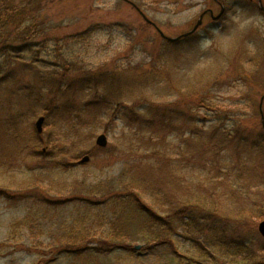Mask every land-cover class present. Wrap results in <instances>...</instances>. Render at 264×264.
Masks as SVG:
<instances>
[{
	"label": "rangeland",
	"instance_id": "rangeland-1",
	"mask_svg": "<svg viewBox=\"0 0 264 264\" xmlns=\"http://www.w3.org/2000/svg\"><path fill=\"white\" fill-rule=\"evenodd\" d=\"M135 1L146 17L156 23L167 37H178L190 32L206 7L212 8L215 14L220 12L219 5L213 0ZM227 3L228 10L221 24L209 27L210 17H207L206 26L201 27L196 34L197 39L190 45L181 46V50L170 58V64L164 68L160 65L152 78L147 76L152 85L140 90L144 97H149L154 103L171 101L185 106L193 105L195 97L189 96L192 88H198L205 80L212 83V79H215L210 88L216 93L203 89L202 95L208 96L224 112L225 117H239L237 120L226 119L224 127L228 130L236 127L249 139L252 137L254 140L259 136L264 138L259 110L264 95V11L258 0H228ZM3 8L13 14L15 20L23 22L21 27L15 23L4 31V39L6 35L15 37L23 31H29L32 35L28 41L31 47L23 53L13 54L11 65L0 74L1 78L7 71L16 68L15 83L8 82L0 86V264H43L41 259L48 258L41 254L46 250L44 245L52 241V244L55 243L62 235L67 236V231L60 230L65 229V220L80 217L77 215L80 209L83 212L81 205L60 208L50 206L47 201H63L70 196L81 195V185L84 183L102 181L107 185L105 193L112 191L120 174L130 180L137 171L141 172L135 169V160L130 161L132 152L136 150L139 157L142 155L147 158L143 159L142 164H149L152 161H149L151 158L145 152L151 153V150L145 147L150 145L154 148L155 143L151 145L138 139L130 140L127 151L119 153L124 139H132L136 129L128 127L121 119L115 120L113 128L106 114L91 125L87 122L77 132L62 121L65 118H50L39 135L41 144L23 151L22 146L26 144L21 142L20 131L26 129L28 133L36 132L35 124L39 117L45 116V111L43 108H32L29 102L22 105L21 99L28 92L16 89L31 83L36 70L54 72L53 66L57 62L55 51L95 71L126 69V72L120 71L123 73L121 75L129 80H138L137 74L149 68L148 54L151 51L159 52L165 42L156 28L123 0H0V9ZM90 27H101V30L84 41L73 37ZM6 61V55L1 54L0 64L5 65ZM44 61H50L52 65ZM21 63H35V66L32 71H23L17 69ZM17 92L22 94L21 99H18L20 94ZM139 95L140 91L131 86V89L124 91L123 103L129 107L138 106ZM93 97L90 92L79 93L78 102L89 101ZM21 114L23 119L19 121ZM13 123L20 128L19 131L9 129L8 126ZM101 134L108 138L105 150H100L96 144ZM147 135L149 137L151 132H147ZM158 138L156 148L162 155L177 160V166L172 169L179 181L171 189L163 185L164 189L168 188V192L163 195L154 193L151 185L152 188H147L144 196L146 204L156 205L164 214L165 205L162 204L167 200V195L175 202L196 201L200 198L208 204L217 205L224 216L235 214L240 209H252L254 204L259 205L260 194L252 187L257 181L249 182L247 174H251L252 169H257L258 174L257 165L264 164V154L260 151L251 146L248 149L252 151L235 145L224 150L216 147L211 154L209 147L196 137L191 138L193 141L188 147L187 142H183V139L189 138L188 134L183 138V135L167 133L157 135ZM53 150L56 155L52 157ZM261 150L264 151V147ZM86 155L91 156L90 162L78 165V160ZM68 163L72 167H68ZM163 171L157 172L153 179L157 182L158 178H162V182L168 185L171 171ZM248 187L252 190L244 191ZM5 194L26 196L9 200ZM247 196L249 199L245 201ZM31 212L42 213L46 217L45 221L40 222L33 231L24 229L15 233L12 224ZM96 218L80 224L78 229L81 227L82 232L93 229L92 237L109 232L108 225L95 226ZM249 218L254 226L255 238L251 237L248 241H253L251 246L258 251L261 259L264 258V250L261 249L264 239L258 235V226L264 219ZM107 219H112L111 215L104 218L103 222ZM39 232L42 234L39 235ZM16 238H21V242L11 240ZM133 244L135 248L139 244L143 245L141 242ZM184 245L187 247L182 239L180 247ZM135 251V256H122L128 258L126 264H175L171 263L170 256L165 252L152 255L137 249ZM224 259L225 264L232 262L228 257ZM111 264L118 263L112 261Z\"/></svg>",
	"mask_w": 264,
	"mask_h": 264
},
{
	"label": "trees",
	"instance_id": "trees-1",
	"mask_svg": "<svg viewBox=\"0 0 264 264\" xmlns=\"http://www.w3.org/2000/svg\"><path fill=\"white\" fill-rule=\"evenodd\" d=\"M20 21L15 20L14 15L10 14L7 9H0V56L5 54L7 58L5 65L0 64V74L11 65L13 54L23 53L31 47V43L28 41L32 34L30 35L29 31L18 32L15 37L9 34V31L7 32L9 35H6L7 37L4 39V31L14 26L15 23L21 27L23 22ZM97 30H101V27H90L73 37L78 41H84ZM196 34L177 42L164 40L165 43L159 52L151 51L150 56L148 54L147 65L149 68L146 69V72L137 74L138 80L136 78L129 80L124 77L125 75H121L123 73L120 71L126 72V69L95 71L86 68L84 63L69 59L55 51L57 62L53 66L54 72L46 73L36 70L33 72L34 79L32 82L30 81L31 83H28L26 87L16 89L19 91L25 89L28 92L23 95L24 99H21L22 94L17 92L20 94L18 99H21L22 105L29 102L32 108L44 109L45 123H48L50 118H65L62 121L67 123V126L74 132L86 126L87 122L88 125H91L96 119L106 114L109 116V124H113V128L115 120L121 119L125 125L136 129V131L132 139H124L119 153L127 151V144L130 140L138 139L153 145L155 143L154 148H151L150 145L145 147L147 150H151V153L145 152L151 158L149 161L152 162L149 164H142L143 159L147 158H143L142 155L139 157L136 150L131 154L130 161L135 160V169H139L143 174L137 171L139 174L135 173L130 180H126L125 175L120 174L121 177L117 178L118 183H112V191L105 193L107 185L102 181L95 184L84 183L81 185V195L70 196L63 201H51V203L49 200L47 201L51 204L50 206L56 205L60 208L81 205L83 212L81 213L80 209L77 214L80 217L65 220V229L60 230L67 231L69 233L67 236L62 235L55 243L52 244V241L44 245L46 250H43L41 254L48 258L41 259V263L95 264V260H97V264H111L112 261L126 264L128 258L122 256H135L136 248L133 243L141 242L143 245L139 244L141 248L137 249L141 253L144 251L158 255L165 252L170 256L171 263L175 264H225L224 258L226 257L232 259L229 264H264V258L260 259L258 251L251 246L254 244L253 241H248L251 237L255 238L254 226L251 225L249 217L264 219V164L257 165L258 174L257 169H252L249 175L246 172L249 182L257 181L252 187L256 188L255 190L260 194L258 196L259 205L254 204L252 209L244 208L235 214L224 216L217 205L208 204L205 199L175 202L170 195H167V200L162 204V206L165 205L164 214H162L156 205L153 207L144 202L147 188L151 189V185L155 189L152 188L154 193L163 195L164 192L165 194L168 192V188L164 189V186L171 189L179 181L172 169L177 166V160L176 158L168 159L156 148L159 143L157 135L170 133L183 135L184 138L188 134L189 138L183 139V142H187L188 147L193 141L191 138L196 137L203 145L209 147L208 151L211 154L216 147L224 150L235 147V145L246 149L251 146L252 149L264 154V151L261 150L264 147V138L259 136L253 140L250 137L252 139L250 140L248 135L236 127L231 130L225 128L224 121L226 119L237 120L239 117L236 115L230 118L225 117L224 112L215 103H212L208 96L202 95L205 91L203 89L212 90L210 86L215 83V79H212V83L210 80H205L199 84L198 88H192L189 96L195 97L192 100L195 101L193 105L185 106L171 101L154 103L149 97L147 99L143 96V91L140 89L143 90L152 85L147 76L152 78L160 65L163 68L165 65H169L170 58L181 50V46L190 45L193 40L197 39ZM55 41L58 46V41ZM44 62L47 65H52L50 61ZM33 66L35 63L30 65L21 63L17 65V69L32 71ZM15 71L16 68L7 71L5 76L0 78V86L8 82L15 83ZM131 86L140 91L138 106L129 107L123 103L124 91L127 88L131 89ZM187 89L189 91V88ZM86 92H90L95 98L78 102V94ZM19 108L21 109V107ZM201 112H203L202 115ZM22 119L21 114V118L18 117V120L22 121ZM8 127L13 132H16L17 129L20 130L15 123ZM147 132H151L149 137ZM19 136L22 139L21 142L26 144L22 146L23 151L29 150L30 146L35 148L41 144V136L37 132L28 133L24 129L20 131ZM25 140L28 144L24 142ZM206 146L205 148H207ZM105 149L100 148V150ZM252 149L248 150L252 151ZM54 155L56 153L53 150L51 156ZM209 159L211 160V155ZM68 167H72V164L68 163ZM164 169L171 171L168 176V185L166 182H162V178H158L157 182L153 179L157 172H164ZM251 190L248 187L244 191ZM5 195L9 200L23 199L26 196ZM247 199H249L248 196L244 200L247 201ZM109 215L112 219H107L104 223L103 219ZM93 217H97L96 227L108 225L109 232L92 237L93 229L85 230V232H82L81 227L78 229L77 226L87 223L94 219ZM45 219L46 217L42 213H27L22 220L15 221L11 228L15 233L24 229L33 231ZM97 219H100L99 222ZM41 234L42 232L39 235ZM182 239L184 244L186 242L187 247L185 245L180 247ZM11 240L21 242V238ZM40 246L43 245L40 244ZM261 249L264 250V247L261 246Z\"/></svg>",
	"mask_w": 264,
	"mask_h": 264
},
{
	"label": "water",
	"instance_id": "water-1",
	"mask_svg": "<svg viewBox=\"0 0 264 264\" xmlns=\"http://www.w3.org/2000/svg\"><path fill=\"white\" fill-rule=\"evenodd\" d=\"M259 2V5L261 7V9L264 11V5L262 3V0H258ZM224 13V9L222 8V11L220 13L219 16H221L222 14ZM145 19H147L148 22H150V20L148 18L145 17ZM202 21L199 20V22L197 23V25L188 33H185V34H182L178 37H167L158 27H155L158 31V33L160 34V36L169 41V42H177L179 40H181L182 38H185L191 34H193L194 32H196V30L199 28V26L201 25ZM263 101H264V96L261 98V103H260V113H261V120H262V123L264 125V112H263ZM44 122H45V117L42 116L38 119V121L36 122V130H37V133L38 134H42L43 132V127H44ZM96 143L98 146L102 147V148H105L108 144V138L105 134H101L98 136L97 140H96ZM91 157L89 155H86L84 157H82L80 160H79V164H85V163H88L90 161ZM258 230H259V233L260 235L264 238V220L261 221V223L259 224L258 226ZM141 246H136V249H140Z\"/></svg>",
	"mask_w": 264,
	"mask_h": 264
},
{
	"label": "flooded vegetation",
	"instance_id": "flooded-vegetation-1",
	"mask_svg": "<svg viewBox=\"0 0 264 264\" xmlns=\"http://www.w3.org/2000/svg\"><path fill=\"white\" fill-rule=\"evenodd\" d=\"M130 6H132L144 19L146 17L145 13L141 10L139 5L135 0H123ZM217 5L220 7V12L222 8L224 9V13L219 16L220 12L218 14L214 13V10L212 8H205V10L200 14L197 22L194 24L193 27L196 26L199 20L202 21L201 25L199 27H205L206 26V19L207 17H210V26L209 27H218L221 23V20L226 16L227 10H228V0H213ZM145 21L148 23V21L145 19ZM149 25L153 27H158V25L151 21V23H148Z\"/></svg>",
	"mask_w": 264,
	"mask_h": 264
}]
</instances>
